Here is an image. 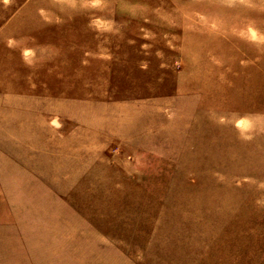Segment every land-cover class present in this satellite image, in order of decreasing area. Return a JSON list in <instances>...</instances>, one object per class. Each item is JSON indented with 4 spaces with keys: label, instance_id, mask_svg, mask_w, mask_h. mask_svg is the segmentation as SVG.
Listing matches in <instances>:
<instances>
[{
    "label": "rangeland",
    "instance_id": "obj_1",
    "mask_svg": "<svg viewBox=\"0 0 264 264\" xmlns=\"http://www.w3.org/2000/svg\"><path fill=\"white\" fill-rule=\"evenodd\" d=\"M0 264H264V0H0Z\"/></svg>",
    "mask_w": 264,
    "mask_h": 264
}]
</instances>
